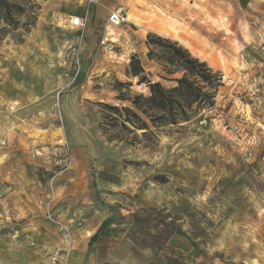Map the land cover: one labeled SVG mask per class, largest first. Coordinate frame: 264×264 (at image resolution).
<instances>
[{
  "label": "rangeland",
  "instance_id": "374dc122",
  "mask_svg": "<svg viewBox=\"0 0 264 264\" xmlns=\"http://www.w3.org/2000/svg\"><path fill=\"white\" fill-rule=\"evenodd\" d=\"M158 38L219 75L190 76L212 99L160 131L146 119L156 138L111 140L100 103L134 108L140 78L186 74ZM50 201L73 237L103 221L121 261L105 264H264V0L0 2V264H53L55 249L71 264Z\"/></svg>",
  "mask_w": 264,
  "mask_h": 264
},
{
  "label": "trees",
  "instance_id": "16d2710c",
  "mask_svg": "<svg viewBox=\"0 0 264 264\" xmlns=\"http://www.w3.org/2000/svg\"><path fill=\"white\" fill-rule=\"evenodd\" d=\"M2 1L4 2V0H0V2ZM4 7L8 8L9 6L5 4ZM157 40L166 44L174 53L173 58L169 61L170 64H175V62H179L182 56L184 57L186 74L183 78L177 79V86L172 88H166L160 82H153L146 77L140 78L139 83L148 85L150 95H139L137 100L133 102L134 108L100 103L106 122L101 127L111 140H123L120 133L116 131L119 128L129 131H132L131 128L141 130L144 131L142 134L146 136L150 132L156 138V133L150 130V124L146 119L150 118L151 125L156 131H160L164 127L179 125L188 121L194 113L188 109L194 103H203L209 101L210 98L212 99V95L204 91L202 86H196L195 82L191 81L190 76H195L211 85L214 81L219 80V75L215 74L206 62L193 58L188 50L178 47L177 43L162 38ZM131 68V73L136 77L144 73L142 67L138 70L132 65ZM174 72L170 69L168 71V73ZM150 112L154 114L149 117ZM110 131L112 133L109 135L108 132Z\"/></svg>",
  "mask_w": 264,
  "mask_h": 264
},
{
  "label": "crops",
  "instance_id": "0c3cea01",
  "mask_svg": "<svg viewBox=\"0 0 264 264\" xmlns=\"http://www.w3.org/2000/svg\"><path fill=\"white\" fill-rule=\"evenodd\" d=\"M84 222V227L74 231L71 264L121 263L118 259L120 253L117 250L108 252V249L105 248L106 242L110 244L113 239L106 236V229L102 227L103 221L101 220L99 223ZM99 244L104 245V248H101L102 246L96 248Z\"/></svg>",
  "mask_w": 264,
  "mask_h": 264
},
{
  "label": "built area",
  "instance_id": "2783aa9c",
  "mask_svg": "<svg viewBox=\"0 0 264 264\" xmlns=\"http://www.w3.org/2000/svg\"><path fill=\"white\" fill-rule=\"evenodd\" d=\"M97 0H89L90 4H95ZM88 19L87 17L77 16L74 17L72 24L74 27L79 29H84L87 25ZM128 22V14L125 12L124 8L114 9L110 12L108 18V24L112 28H118L123 26ZM72 162V159H71ZM46 216L48 219L57 225L69 238L70 243L72 244L73 234L69 225L65 224L64 222L60 221L52 210V201L47 203L46 205ZM66 254L61 249H55L52 252V262L53 264L59 263L64 264Z\"/></svg>",
  "mask_w": 264,
  "mask_h": 264
}]
</instances>
